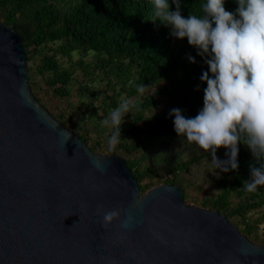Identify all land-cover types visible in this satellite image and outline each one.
I'll return each instance as SVG.
<instances>
[{"label":"trees","instance_id":"16d2710c","mask_svg":"<svg viewBox=\"0 0 264 264\" xmlns=\"http://www.w3.org/2000/svg\"><path fill=\"white\" fill-rule=\"evenodd\" d=\"M204 2L183 0L182 14L202 15ZM237 7L234 0L225 4L226 11ZM151 17V0H0V24L22 36L28 64L35 63L45 78L47 89H40L42 97L35 93L37 100L47 110L53 101L65 103L59 112L48 110L56 120L93 152L125 158L142 195L161 184L178 186L187 204L219 211L251 242L264 245V186L252 193L243 187L254 162L244 145H239V170L215 178L210 189L191 178L193 168L211 157L204 150L191 153L169 112L178 107L194 117L203 107L206 84L200 76L207 65L187 38L172 37ZM33 71L30 67L29 83L36 92ZM74 95L83 106L67 103ZM124 99L133 107L109 145L114 129L102 122ZM225 151L221 147L217 156Z\"/></svg>","mask_w":264,"mask_h":264},{"label":"water","instance_id":"95a60500","mask_svg":"<svg viewBox=\"0 0 264 264\" xmlns=\"http://www.w3.org/2000/svg\"><path fill=\"white\" fill-rule=\"evenodd\" d=\"M99 205L133 215L122 242L119 221L102 227ZM0 264H264V245L187 204L178 186L142 195L125 158L93 152L39 103L24 39L0 24Z\"/></svg>","mask_w":264,"mask_h":264},{"label":"clouds","instance_id":"9594fccd","mask_svg":"<svg viewBox=\"0 0 264 264\" xmlns=\"http://www.w3.org/2000/svg\"><path fill=\"white\" fill-rule=\"evenodd\" d=\"M238 7L226 11L227 0H205L202 15L182 14L183 0H151V21H159L176 39L187 38L196 54L203 58L207 70L200 76L203 89V107L194 117H186L181 108H172L170 117L177 136L197 150L211 157L216 175L239 170V145L252 154L249 163L250 179L243 182L249 193L264 186V0H234ZM175 10H172V6ZM187 59L195 64L189 54ZM142 91V89H140ZM199 85L196 91H199ZM133 107L124 99L114 109L110 118L102 123L114 129L108 139L114 145L121 134L120 121ZM63 143L71 137L64 131ZM226 149V159L217 156V150ZM93 167L103 173L99 161ZM258 165V166H256ZM219 170V172H216ZM93 190L100 186L93 184ZM141 200L135 201L140 206ZM102 217V227L107 231L119 221L120 236L114 243L122 242L123 233L134 223L133 215L124 207L105 211L97 207ZM157 235V238H160Z\"/></svg>","mask_w":264,"mask_h":264},{"label":"rangeland","instance_id":"374dc122","mask_svg":"<svg viewBox=\"0 0 264 264\" xmlns=\"http://www.w3.org/2000/svg\"><path fill=\"white\" fill-rule=\"evenodd\" d=\"M28 67H32L34 68V71H33V83L37 85V91L36 92H33L34 95H36L35 93L38 94L39 97H42L43 94L41 92V88L42 90L44 89H47V85L45 84V78L42 77V76H38L39 74L36 73V64L35 63H30L28 64ZM81 72H78V79H80L81 77ZM31 86V85H30ZM39 87V89H38ZM32 89V88H31ZM73 103L75 106H77L79 104V106H83L82 103H79V98L77 95H74L71 100H69L67 103ZM50 104V103H49ZM65 108V103L63 102H60V101H53V105H51L50 107V112L51 111H54V112H59L61 109ZM70 131L71 128L70 126H66ZM191 146V145H190ZM190 151L191 153H199L200 150H197L194 146H191L190 148ZM221 160L223 159H226L227 157L226 156H223V157H219ZM211 159L210 160H205L204 162H202L200 165H196L194 168H193V171L191 172V178L192 180L196 183L197 186H200L201 188H203L204 190L206 189H210L211 188V184L213 183L214 179L217 178V177H221L223 173H220L218 176L216 175L215 173V170H214V166L210 163ZM216 172H219V170H216ZM194 195V194H192ZM190 205H193V204H190ZM259 245H262V244H259Z\"/></svg>","mask_w":264,"mask_h":264}]
</instances>
